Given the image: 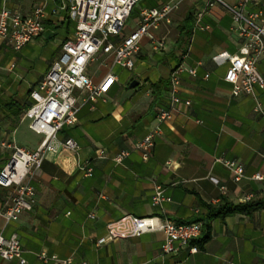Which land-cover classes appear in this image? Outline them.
Returning <instances> with one entry per match:
<instances>
[{"label":"crops","instance_id":"0c3cea01","mask_svg":"<svg viewBox=\"0 0 264 264\" xmlns=\"http://www.w3.org/2000/svg\"><path fill=\"white\" fill-rule=\"evenodd\" d=\"M166 1L147 0L142 8ZM224 1L234 4L238 0ZM54 4L55 0L5 1L8 9L22 14L42 7L45 29L19 50L0 39V142L14 141L33 150L42 138L28 127L23 113L30 103V90L72 34H68L69 23L53 13ZM198 11H202L200 23L208 29L195 26ZM186 14L192 18L191 31L181 37L179 26ZM152 35L153 39L141 38L135 69L123 78L110 56L99 54L92 61L96 67L87 74L94 81L109 71L117 81L93 102H84L79 95L75 124L59 133L60 140L71 137L78 143L79 158L91 160L93 174L83 176L66 153L50 154L30 179L36 191L33 208L4 228L0 218L5 235L17 233L28 264H44L36 258L39 251L89 264H225L227 260L264 264V206L211 219L204 207L218 205L222 199L246 202L243 198L248 194L254 195L251 200L264 201V181L251 178L256 172L264 173V89H255L257 100L243 93L232 96L231 85L223 79L227 57L242 52L231 15L220 4L209 8L206 0H185L171 23ZM156 42L163 45L154 48ZM178 65L195 69V75L181 72L177 90L180 100L187 99L190 105L175 106L172 116L160 124L148 159L143 160L133 146L156 125L159 108L169 105V87L154 100L153 86L168 81ZM257 69L264 78V55ZM133 79L138 85L129 88ZM256 102L262 113L254 110ZM98 149L105 151V158L95 157ZM121 149L130 154L122 164H115L111 157ZM9 154L0 144V168ZM217 156L240 162L244 177L234 182L229 171L215 161ZM156 186L170 200L153 205ZM11 194L10 188L0 187V207ZM127 214L177 222L206 220L208 228L203 227L198 239L208 238L195 244L196 252H190L189 245L177 254L161 253L164 234L159 230L97 244L106 225ZM0 264L18 263L0 258Z\"/></svg>","mask_w":264,"mask_h":264},{"label":"built area","instance_id":"2783aa9c","mask_svg":"<svg viewBox=\"0 0 264 264\" xmlns=\"http://www.w3.org/2000/svg\"><path fill=\"white\" fill-rule=\"evenodd\" d=\"M3 0L0 7V39L6 40L14 50H19L25 44L41 35L45 29L44 10L35 7L29 14L12 11L5 6ZM139 0H55L53 13L63 21L73 24V32L61 44L59 56L54 59L47 72L39 79L29 92L30 103L23 113V119L28 120V127L42 136L35 149L16 144L14 141L0 142L10 150L9 157L0 168V187L10 188V199L0 207V218L3 228L8 223L18 220L23 212L30 211L36 202V191L30 179L41 167L48 155L55 157L62 153L75 160V167L83 176L93 174L91 160L79 158L80 146L71 137L59 139L60 131L76 122L79 109V95L82 101H95L102 98L117 81L116 74L105 73L98 81H94L86 73L87 65L99 55L111 57L112 66L132 70L135 59L140 51V40L147 36L153 39L152 32L162 25L172 21L173 14L185 0H168L161 5L141 8L138 11L136 26L125 36L120 32ZM215 4L222 5L231 15L233 30L241 40L242 52L227 57V68L224 81L231 85L232 96L249 94L255 100V89H264V78L257 69V62L264 55V0H238L228 4L224 0H206V7ZM202 11L196 13V27L208 29L200 23ZM162 42H156L154 48L161 47ZM186 70L195 75V69L184 68L181 65L173 68L168 77L169 105L159 108L155 119L157 121L149 131L133 146L147 160L154 146L155 137L161 132L160 124L169 119L176 105L188 107L189 100L181 101L177 95L180 74ZM78 93V94H77ZM255 111L262 113L258 102ZM264 115V114H263ZM130 150L121 149L111 157L115 164H122ZM96 158H105L103 149L96 151ZM215 161L222 164L230 173L234 182L244 177V168L240 162L217 156ZM251 178L264 181V173L256 172ZM224 190V186H220ZM253 194L246 195L248 201ZM165 197L160 186H156L151 197L153 205ZM89 217H93L92 214ZM162 231L164 240L160 250L162 254H177L180 249L190 245V252H196L197 240L203 231V223L199 220L177 222L172 219H160L156 216L123 215L106 225V233L97 240L102 244L107 240L138 237L151 231ZM23 249L17 233L5 235L0 230V258L5 261H17L18 264H28L23 255ZM36 258L44 264H89L86 260L75 261L72 257L60 258L56 254L39 251ZM225 264H236L227 260Z\"/></svg>","mask_w":264,"mask_h":264},{"label":"trees","instance_id":"16d2710c","mask_svg":"<svg viewBox=\"0 0 264 264\" xmlns=\"http://www.w3.org/2000/svg\"><path fill=\"white\" fill-rule=\"evenodd\" d=\"M191 21H192L191 15L186 14L183 19V23H181V25L179 26L181 37H187L190 35ZM67 22L70 23V21H67ZM159 86H163V87L160 88ZM168 87H169V81L167 80H160L159 82L155 83L153 86V91H152L154 100L157 98V96H159L162 90H165ZM262 206H264V201L248 200L246 202L234 204V203L226 202L224 199H222L218 205H210V204L204 205L208 219H211L213 217L224 218L225 216H228L234 213H247L253 209H256ZM202 223H203V227L205 228V230H207L208 225L206 224V220H203ZM207 238L208 236L205 235L201 237V239L191 242V244L195 245L196 243H198V245H201L207 240Z\"/></svg>","mask_w":264,"mask_h":264},{"label":"rangeland","instance_id":"374dc122","mask_svg":"<svg viewBox=\"0 0 264 264\" xmlns=\"http://www.w3.org/2000/svg\"><path fill=\"white\" fill-rule=\"evenodd\" d=\"M146 1L147 0H139L135 4V6H134V8H133V10H132V12L130 14V17L128 18V20L125 23L124 28L120 32L121 36H125L131 29L134 28L135 23L137 22V19H138V11L142 7H144L146 5ZM72 32H73V24L70 22L69 23V32H68V34L70 35ZM65 33H66V31H64V34ZM96 64H97L96 62L89 63L87 65V68H86V73H89L90 71H92L96 67ZM114 68H115L116 71L123 72V74L121 75V78H123V76H125V74L129 72V71H127L125 69H122L120 67H117V66H114ZM134 69H135V66H134V68L132 70H134Z\"/></svg>","mask_w":264,"mask_h":264},{"label":"water","instance_id":"95a60500","mask_svg":"<svg viewBox=\"0 0 264 264\" xmlns=\"http://www.w3.org/2000/svg\"><path fill=\"white\" fill-rule=\"evenodd\" d=\"M137 85H138V80L133 79V80H131L130 83H129V88H134V87H136Z\"/></svg>","mask_w":264,"mask_h":264}]
</instances>
